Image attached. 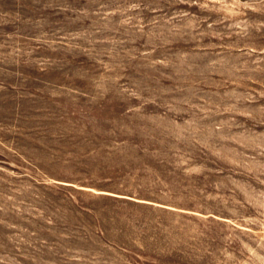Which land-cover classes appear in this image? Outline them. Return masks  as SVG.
Listing matches in <instances>:
<instances>
[{"label":"rangeland","instance_id":"rangeland-1","mask_svg":"<svg viewBox=\"0 0 264 264\" xmlns=\"http://www.w3.org/2000/svg\"><path fill=\"white\" fill-rule=\"evenodd\" d=\"M0 264H264V0H0Z\"/></svg>","mask_w":264,"mask_h":264}]
</instances>
